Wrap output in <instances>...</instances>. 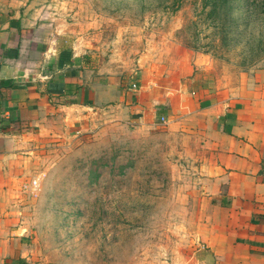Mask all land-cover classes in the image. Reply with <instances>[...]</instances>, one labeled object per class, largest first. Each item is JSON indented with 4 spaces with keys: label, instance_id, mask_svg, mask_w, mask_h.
I'll list each match as a JSON object with an SVG mask.
<instances>
[{
    "label": "crops",
    "instance_id": "obj_1",
    "mask_svg": "<svg viewBox=\"0 0 264 264\" xmlns=\"http://www.w3.org/2000/svg\"><path fill=\"white\" fill-rule=\"evenodd\" d=\"M26 4L0 0V264H47L26 187L100 122L181 129L197 143L208 216L187 264H264V70L215 87L200 59L161 39L129 71L99 40L45 31Z\"/></svg>",
    "mask_w": 264,
    "mask_h": 264
},
{
    "label": "rangeland",
    "instance_id": "obj_2",
    "mask_svg": "<svg viewBox=\"0 0 264 264\" xmlns=\"http://www.w3.org/2000/svg\"><path fill=\"white\" fill-rule=\"evenodd\" d=\"M25 8L45 31L99 40L104 57L115 54L129 71L146 41L161 39L200 59L215 87L264 70V0H27ZM103 125L65 140L37 171L32 215L47 264H187L208 216L197 143L181 129Z\"/></svg>",
    "mask_w": 264,
    "mask_h": 264
},
{
    "label": "built area",
    "instance_id": "obj_3",
    "mask_svg": "<svg viewBox=\"0 0 264 264\" xmlns=\"http://www.w3.org/2000/svg\"><path fill=\"white\" fill-rule=\"evenodd\" d=\"M131 87L135 89L136 85L132 84ZM40 183L41 178L39 175H35L31 180L29 181L28 186L26 187V190L33 196H36L40 191Z\"/></svg>",
    "mask_w": 264,
    "mask_h": 264
}]
</instances>
